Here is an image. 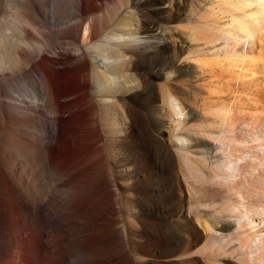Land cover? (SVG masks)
<instances>
[{
    "label": "bare ground",
    "instance_id": "1",
    "mask_svg": "<svg viewBox=\"0 0 264 264\" xmlns=\"http://www.w3.org/2000/svg\"><path fill=\"white\" fill-rule=\"evenodd\" d=\"M0 5V264H115L117 244L130 264H264V0H205L201 16L187 0H112L108 19L52 35L34 0ZM186 8L180 45L233 62L257 46L246 102L195 106L191 75L170 71ZM62 34L69 67L51 58Z\"/></svg>",
    "mask_w": 264,
    "mask_h": 264
},
{
    "label": "rangeland",
    "instance_id": "2",
    "mask_svg": "<svg viewBox=\"0 0 264 264\" xmlns=\"http://www.w3.org/2000/svg\"><path fill=\"white\" fill-rule=\"evenodd\" d=\"M34 1H35L34 10L38 14L39 19H41L43 21V23H44L43 25L47 26V30H48L47 32L49 35H52L54 32H57V31L59 32L60 30L61 31L63 30V32H65L64 31L65 28L70 30L71 26H75L76 23L79 22L83 18L92 19L93 17L96 16V17H98L99 20H101V18H102L101 22L103 20L108 19L109 16L107 17L108 11H106L105 3L111 4V2H112V0H93L94 4L97 5L98 7H95V9L92 12H86L84 10H78L77 9V6L81 5L79 0H34ZM187 1L189 4L197 7L196 10H197V13H199L198 15L201 16V14H203V12H202L203 10H201L200 4H202V2L204 4L205 0H187ZM61 2L64 3L65 6L67 5V7L64 10H62V7H60ZM172 4H170L167 7V11H169V12H167L168 14L165 13L166 17L171 16L172 14L175 13V6H174V4L173 5ZM198 5H199V7H198ZM188 9L189 8H186L184 10V12L180 14L179 20L175 21V23L174 22L170 23L171 28H173V27L176 28V31L173 30V32H172L174 35V42H175V46H174V42H173V47H172L173 48L172 49V59L174 60L173 62L175 64L174 65L175 67L171 68L170 71L174 72L175 69H177L178 66H180V68L185 69V71L187 73H189V76L191 75L190 77L192 78L193 82L191 81V83H189V84H193V83L195 84L193 86L190 85V89L192 90V93H193L192 98H196L195 96H197L199 99V100L196 99V103H195V99L194 100L191 99V100H193L192 102L195 106H196V104H198L197 105L198 107H200L201 104H202V106H204V104L206 106L208 104V102H210L209 103L210 105H215V104H217L218 101H221V100H218L217 97H219V99L222 97L221 98L222 100L224 98L225 99L227 98L228 101L226 100V102H229V100L231 98H233V95L230 94L231 91L232 92L234 91V94L237 95L236 98L234 95L235 99L233 98L231 100H234L235 102L238 101L237 103H240V101H241L240 104H242V102H246L245 101L246 99L248 100L252 97V96H250L251 94L253 95L256 92L261 90V87L258 86L256 82L258 81L259 78L261 79L262 75L258 71V69L259 68L261 69L260 66L263 65L264 60L263 59H261L262 61L258 60L259 63L260 62L262 63V64L260 63L261 64L260 66L258 65L259 63L256 64L257 67L259 66V68L253 67L248 62L249 59L247 60V58L250 55H251L250 57H252L253 54H254V56H256L255 58H257V56H258L257 55V51H258L257 46L254 47L255 49L254 48L250 49L252 52L249 50V48L247 49V50H249V52L247 51L245 53H246V55L249 54L248 57H244V59L242 58L238 62H233V61L229 60L230 57L225 58L222 54L219 56L213 57V54H211L212 49H208V47H205V45H203L202 43L200 44L199 42L187 41L188 43L184 42V43H182V45H180L179 43H177L175 36L183 34L184 31L188 32V30L196 22L194 20H189V10ZM4 10L5 9L3 8V5H0V22L3 21ZM104 14L106 17L104 16ZM103 17L106 19H104ZM208 19H205V21H208ZM201 20H200V22H201ZM224 20H225V18H222L220 24ZM205 21L203 19L202 25L208 26V25H205L206 24ZM105 24H108V23L104 22V23H101L100 25L103 26ZM108 25L110 26V24H108ZM29 32H30V34L28 36V40H30V41L35 40L36 41V40L40 39L39 36H37V33L34 32L33 30H31V28L29 29ZM181 36L182 37L185 36V38H186V35H181ZM151 39H154V38H151ZM68 42H69V38H66L64 36V34H62L61 38L59 40V47H58V49L56 48V53L53 54V56H51V54H49V56H51V58L56 62V65L58 67H69L71 65V60L68 58V50H67V47H68L67 43ZM181 46L183 49L180 48ZM262 47L260 49H261V51L263 50L262 52H264V48H262ZM179 49H180V51H179ZM181 50H183V51H181ZM263 56H264V54L262 53L261 57H263ZM217 57H218V59H217ZM200 58L202 60L205 58H207L209 60L207 61L205 59L204 60L205 62L204 61L198 62V59H200ZM152 59L155 60L156 57L155 58L152 57ZM215 59H217V62ZM206 61L208 63H210V61H211V63L208 64ZM200 64L203 66L199 67ZM253 68H255V69H253ZM251 70H253V72L255 71L254 72L255 74H252L253 72L251 73ZM191 73H193V76ZM194 73H196V74H194ZM165 78H166V76L164 75L163 77L155 79L154 81L158 85H160V83H162V84L164 83ZM194 86H196V88H194ZM195 89H196V91H195ZM159 90H157L158 93H160ZM196 94H198L199 96ZM230 95L232 97H230ZM71 96L72 95H66V96L61 97L60 99L62 102L67 103L73 99V97H71ZM227 96H229L230 99ZM207 97L208 98L211 97L212 100L207 99ZM237 97H238V99H237ZM204 98H206L207 100H210V101H208V102H207V100L204 101L203 100ZM244 98H245V100H244ZM202 100H203V103L204 102H207V103L203 104ZM224 100H223V102H225ZM199 101H200V104H199ZM244 104L245 103H243V105ZM66 114H67L66 112L60 113L59 118L62 120H67L68 117ZM184 114H185V112L182 111L181 114L178 115V117L183 118L184 116H186V114L185 115ZM239 119H241V118L238 117V119L236 121L237 122L240 121ZM150 152L154 153L155 152L154 148H151ZM119 215H120V213L117 216L115 227L117 228L116 229L117 234L121 235L123 233L122 232L123 231L122 226H123V224H125L127 222L125 220L123 222V220H122L123 218H121L120 217L121 215L120 216ZM121 222H123V223H121ZM144 227H145V229L150 228L147 225ZM139 228L140 227H138L137 229H139ZM198 229H199V231L202 232V230H200L199 226H198ZM135 240L137 242L142 241L143 237L137 236V238L135 237ZM116 247L117 248L114 250L115 255L111 259V261L114 262L115 264H130L131 262L129 261V259L125 258L124 251L121 250L122 248L120 247V245L117 244Z\"/></svg>",
    "mask_w": 264,
    "mask_h": 264
}]
</instances>
